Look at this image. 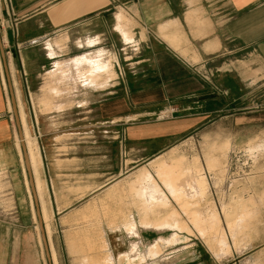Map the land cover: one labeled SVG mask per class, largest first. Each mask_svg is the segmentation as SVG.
<instances>
[{
  "label": "crops",
  "instance_id": "crops-1",
  "mask_svg": "<svg viewBox=\"0 0 264 264\" xmlns=\"http://www.w3.org/2000/svg\"><path fill=\"white\" fill-rule=\"evenodd\" d=\"M113 9L116 10L114 29L127 48L136 46L134 50L139 53L138 59L130 62L133 69L117 82L119 86H130L131 90L121 87L118 94L105 99L100 107V116L113 118L111 123L119 130L118 146L122 150L120 167L111 172L99 171L79 176L81 196L78 197L74 190H65L64 196L60 197L71 202L64 205L50 191L46 171L41 176L43 158L34 137L35 158L31 167L53 264H120L122 260L131 264L160 252L161 247L157 243L147 244L143 251L142 240L146 239L144 235L141 239L139 232V224L144 227L142 232L154 228L147 216L158 212L155 211V199L169 198L165 192L166 197L156 190L154 182L160 180L154 177L151 167L154 168L153 163L162 164L163 159L160 158L168 152L166 148L201 129L217 108L225 107L220 104L227 102L228 98H224L219 91L215 92V80H223L224 83H221L226 84L224 94H229L237 84L235 77L240 78L239 83L242 81L244 88H255L257 94L246 98L248 102L255 101L257 104L244 108L235 117L242 125L255 120L258 123L264 121V0H0V35L4 47H9L6 52L11 54L10 71L17 70L16 64L21 69L33 64L31 56L36 50L31 43L43 41L50 58L54 60V68L45 72L49 79L46 89L50 93L59 94V85L73 80L70 68L66 67L73 66L77 71L75 64L79 67L78 80L87 84H73L72 93L63 96L65 102L61 101L65 107L74 105V96L80 87L104 90L111 86L117 77L114 61H118V56L116 52L100 46V36L104 35V31L92 36L93 31L87 29L89 35L77 41L78 48L84 49L81 53L66 59L58 56L69 40L72 28L84 23L90 26L93 20L103 23ZM62 31L66 33L54 38L51 36ZM107 54L112 56L111 62L103 61L102 56L106 58ZM84 65L88 68L84 69ZM95 80L103 84H88ZM14 84L17 85L15 78ZM237 85L243 90L241 84ZM17 91L24 130L21 111L25 119L26 112L20 91ZM56 98L51 99L52 107L59 109L61 102L55 103ZM212 104L219 107L213 108ZM4 137L5 134L0 133V139ZM19 142L21 144V140ZM124 148L123 156L126 158L122 164ZM139 151L147 152L141 160L153 159L149 163L151 166H142L132 175H126L135 167L133 163H138ZM184 161L185 170L187 166L196 168L202 165L197 160ZM146 168L153 176L147 173ZM183 181L186 182V178ZM21 188L23 194L17 192L18 201L11 214L23 219L21 224H17L22 229L33 226L38 217L28 175L23 178ZM44 190L47 205L43 198ZM171 200L172 203L176 201L172 197ZM122 202L128 203L123 211ZM132 203L141 215L140 223L129 211L133 208ZM165 207H169L167 202ZM48 210L51 221L54 219L52 223ZM78 210L85 211L84 214L91 218L87 224L91 234L86 235L89 245L97 244L94 238L102 237L99 240L104 241V246L107 244L106 248L81 251L82 247L74 244L77 243L75 231L86 230L77 229L76 222H72L73 214ZM181 213L184 214L183 211ZM104 214H112L113 217L109 220L102 217L100 225L98 215ZM115 223L118 226H114ZM157 229L174 230L165 223ZM167 239L171 240L170 237ZM172 239L178 241L180 236L174 232ZM125 248L128 251L122 254L127 250Z\"/></svg>",
  "mask_w": 264,
  "mask_h": 264
},
{
  "label": "rangeland",
  "instance_id": "rangeland-1",
  "mask_svg": "<svg viewBox=\"0 0 264 264\" xmlns=\"http://www.w3.org/2000/svg\"><path fill=\"white\" fill-rule=\"evenodd\" d=\"M115 12L114 9L109 12L107 21L103 20V23L93 20L90 26L84 23L69 31L70 38L58 58L66 59L81 53L84 49L78 48L77 41L84 40L83 37L89 35L86 33L87 29L93 31L92 36L104 31V35L100 36V46L116 52L118 56V61H114L117 77L111 86L104 90L80 87L74 96L72 107H65V103L61 102L66 101L63 96L72 93L73 84H87L78 80L79 67L75 64L77 71L73 66L66 67L70 68L73 80L59 85V94L50 93L46 89L49 79L47 80L48 74L45 72L54 68V60L50 58L43 41L31 43L32 48L36 50L31 56L33 64L31 63L25 69H21L20 65L16 64L17 70L13 72L9 68L15 96L17 98V90H19L30 132L36 137V144L42 154L41 176L46 171L50 191L64 205L71 202L69 199L60 197L64 196L62 194L65 190H74L79 195L76 196H81L82 187L79 176L99 171L111 172L121 165L122 150L121 146H118L117 138L119 130L111 123L113 118L105 119L100 116V107L105 99L118 94L121 87L124 90L125 88L131 90L130 86H119L117 82L133 69L130 62L138 59L139 53L134 50L136 46L127 48L120 34L114 29ZM63 33L66 31L51 36L54 38ZM3 48L9 64L11 54L6 52L9 47L6 48L3 45ZM13 57L16 59L15 52ZM105 57L102 56L103 61H112V56L107 54ZM133 57L135 58L132 59ZM84 67V69L88 68L87 65ZM14 78L17 85L14 84ZM234 80H237V84H241L243 90L235 84L229 94L223 93L224 90L226 91L224 89L226 84H222L223 80H221L222 83L213 80V85L217 86L214 89L215 92H220L224 98H228L227 102L220 104L225 107L217 108L209 122L201 129L179 139L170 148H166L168 152L160 158L163 159L162 164L153 163L154 168L151 167V170L154 177L160 180V182H154L156 190L162 192L165 197L166 193L169 198L155 199L157 203L154 204L155 211L158 212L147 216L151 219L154 228H148L153 230L142 232L143 225L139 224L141 226L139 232L141 239L142 235L146 239L142 240L143 251L149 243H157L161 249L157 255L135 260L131 264H264V121L258 123L255 120L248 125L238 123L236 114L244 108L257 104L255 101L248 102L246 96L256 95L257 92L255 88H244V83L242 81L239 83L240 78L235 77ZM114 83L117 86L113 85ZM122 83L124 84L123 81ZM88 84L103 83L95 80ZM54 97H57L55 103L61 102L59 109L52 107L51 99ZM41 99L45 101L41 103ZM11 104V92L0 51V133L5 134V137L0 139V264H49L39 220L36 218L33 226L21 229L18 225L23 219L11 214L18 201L17 192L21 194L23 191L21 182L28 175ZM78 104L83 106L80 107ZM211 106L214 108L218 104ZM125 150L124 148L122 153V164L126 158L123 156ZM146 154L145 151H139L138 163H133L135 167L125 174L132 175L142 166H151L149 163L153 159L141 160ZM98 158L102 161H98ZM185 159L197 160L199 163L201 161L202 165L196 168L187 166L185 170ZM146 170L153 176L149 169L146 168ZM161 170L172 172V174L169 177L163 176ZM193 170L197 172L193 173ZM185 178L186 182L183 181ZM204 178L207 179L205 189L201 188ZM45 190L43 198L46 202ZM47 194L49 195V189ZM171 197L177 202L172 203ZM165 202L169 207H165ZM127 205L128 203L122 202V211ZM132 206V210L129 209V211L140 223L141 215L133 203ZM48 212L51 221V213L49 210ZM84 213L86 212L78 210L72 217V222H76L77 229L86 228V230L75 231L77 243L74 242V244L78 245V248L82 247L81 251L106 248L107 244L104 246V241L99 240L102 237L94 238L97 244L89 245L86 235L91 234L87 230V224L90 223L91 218ZM98 216L100 225L102 217L107 220L113 217L112 214ZM116 216L121 215L116 214ZM27 219L29 220L26 217ZM166 222L174 230L181 228L176 231L157 229ZM174 232L180 236V240L175 242L172 239ZM69 235L70 233H68V239L73 249V241ZM168 237L171 240L167 239ZM125 250L122 254L127 253L128 248ZM120 264L128 263L122 260Z\"/></svg>",
  "mask_w": 264,
  "mask_h": 264
},
{
  "label": "water",
  "instance_id": "water-1",
  "mask_svg": "<svg viewBox=\"0 0 264 264\" xmlns=\"http://www.w3.org/2000/svg\"><path fill=\"white\" fill-rule=\"evenodd\" d=\"M0 50H1L2 58H3L4 70H5L8 86H9V89H10V92H11L12 108H13V112L15 114L18 130H19V136H20V138H22L21 123H20L19 114H18L16 96H15V93H14V90H13V86H12V83H11V78H10V73H9V66H8V63H7V60H6V57H5V51H4V48H3V41H2L1 35H0ZM21 146H22V149H23L24 160H25V164H26V170H27V174H28L29 184H30L31 191H32V194H33V197H34V201H35L37 217H38V220H39V223H40V227H41V235H42L45 247H46L47 256H48V259H49V264H53V261H52L51 255H50V251H49V246H48V243H47V234H46L45 224H44V220L42 218L41 210H40V207H39V200H38L37 193H36V190H35L34 176H33V173L31 171V168H30V165H29L27 150H26L24 141L21 142Z\"/></svg>",
  "mask_w": 264,
  "mask_h": 264
},
{
  "label": "bare ground",
  "instance_id": "bare-ground-1",
  "mask_svg": "<svg viewBox=\"0 0 264 264\" xmlns=\"http://www.w3.org/2000/svg\"><path fill=\"white\" fill-rule=\"evenodd\" d=\"M16 101H17V98H16ZM17 108H18V114H19V107H18V103H17ZM21 114H22V121H23V125H24V130H23V126H22V122H21V118H20V115H19V119H20V123H21V131H22V138H21V140L22 141H24V143H25V147H26V150H27V155H28V160H29V165H30V168H31V171H32V167H31V161H33L34 160V158H35V153H34V149H33V147H34V136L31 134V132H30V129H29V127H28V125H27V122H26V119H25V115H24V112H23V110L21 111ZM20 137V136H19ZM170 167V166H169ZM166 169V168H165ZM162 171V170H161ZM177 171V170H176ZM32 173H33V171H32ZM162 173H163V176H171V174H172V172H166V171H162ZM177 173H179V172H177ZM174 174H175V172H174ZM178 175V174H177ZM34 176V175H33ZM168 179V178H167ZM170 179H171V177H170ZM178 180V179H177ZM169 181V180H168ZM34 183H35V180H34ZM173 183V182H172ZM171 183V184H172ZM202 184H201V186H202V188L203 189H205V187H206V181H204L203 180V182H201ZM174 187V186H173ZM182 188V187H181ZM179 190V189H178ZM181 191V190H180ZM182 193V192H181ZM181 195V194H180ZM38 197V196H37ZM177 198H178V196H177ZM181 198H187V197H181ZM38 200H39V198H38ZM185 200V199H184ZM182 201V200H181ZM180 202V201H179ZM184 202V201H183ZM182 204V203H181ZM187 209V208H186ZM188 210V209H187ZM42 214V213H41ZM42 218H43V216H42ZM198 219V218H197ZM194 222V221H193ZM165 224H167V222L165 223ZM50 248V247H49ZM54 252V251H53ZM50 253H51V250H50ZM129 255H130V253H129ZM130 256H132V254L130 255ZM51 257H52V254H51ZM54 257V256H53ZM55 258V257H54ZM53 260V259H52ZM55 261V260H54ZM57 263V262H56Z\"/></svg>",
  "mask_w": 264,
  "mask_h": 264
}]
</instances>
